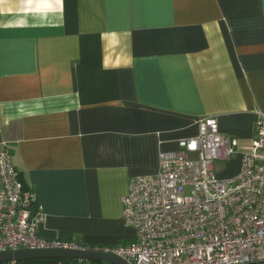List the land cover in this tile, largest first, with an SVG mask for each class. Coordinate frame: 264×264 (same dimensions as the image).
<instances>
[{
    "label": "crops",
    "instance_id": "1",
    "mask_svg": "<svg viewBox=\"0 0 264 264\" xmlns=\"http://www.w3.org/2000/svg\"><path fill=\"white\" fill-rule=\"evenodd\" d=\"M259 112L264 0H0V151L48 241L131 244L132 180L209 118L238 141L235 178Z\"/></svg>",
    "mask_w": 264,
    "mask_h": 264
},
{
    "label": "built area",
    "instance_id": "2",
    "mask_svg": "<svg viewBox=\"0 0 264 264\" xmlns=\"http://www.w3.org/2000/svg\"><path fill=\"white\" fill-rule=\"evenodd\" d=\"M237 146L216 119L201 121L198 136L159 154L155 175L132 180L123 220L135 230V240L90 249L41 237L44 207L3 143L0 252L83 249L115 254L129 264H264V113L257 114L252 151L242 155L239 174L220 178L217 162L231 160Z\"/></svg>",
    "mask_w": 264,
    "mask_h": 264
},
{
    "label": "water",
    "instance_id": "3",
    "mask_svg": "<svg viewBox=\"0 0 264 264\" xmlns=\"http://www.w3.org/2000/svg\"><path fill=\"white\" fill-rule=\"evenodd\" d=\"M41 259H75L81 261L129 264L123 258L110 253L83 249H20L0 252V264L20 263Z\"/></svg>",
    "mask_w": 264,
    "mask_h": 264
},
{
    "label": "trees",
    "instance_id": "4",
    "mask_svg": "<svg viewBox=\"0 0 264 264\" xmlns=\"http://www.w3.org/2000/svg\"><path fill=\"white\" fill-rule=\"evenodd\" d=\"M23 180L22 176L20 175ZM26 188H29L28 185L23 180ZM92 249V248H90ZM15 264H110L106 262H94V261H81L75 259H41V260H30L26 262H20Z\"/></svg>",
    "mask_w": 264,
    "mask_h": 264
},
{
    "label": "rangeland",
    "instance_id": "5",
    "mask_svg": "<svg viewBox=\"0 0 264 264\" xmlns=\"http://www.w3.org/2000/svg\"><path fill=\"white\" fill-rule=\"evenodd\" d=\"M225 169V163L223 162H217V172H223Z\"/></svg>",
    "mask_w": 264,
    "mask_h": 264
}]
</instances>
